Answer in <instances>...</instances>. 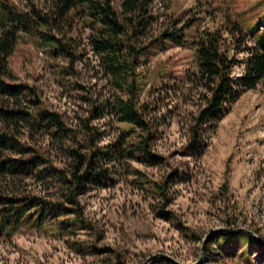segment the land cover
<instances>
[{
  "label": "rangeland",
  "instance_id": "obj_1",
  "mask_svg": "<svg viewBox=\"0 0 264 264\" xmlns=\"http://www.w3.org/2000/svg\"><path fill=\"white\" fill-rule=\"evenodd\" d=\"M120 1L114 0L119 10ZM6 2L25 6L29 0ZM150 9L158 24L149 40L155 45L142 58L139 100L149 109L156 131L152 150L162 164L117 165L108 187L78 199L85 225L72 222L62 229L61 222L72 218L65 210L39 223L34 213L15 233L0 236V264H264V82L233 105L202 157L186 156L190 128L202 106V91L186 84L195 70V50L159 37L170 26L196 18L185 32L190 43L203 30L230 22L257 35L264 31V0H152ZM88 34L79 24L70 35L76 40L73 62L35 35H24L10 60L17 82L34 87L43 107L62 115L77 132L83 154L88 152L86 122L103 134L99 146L127 128L114 117H94V107L115 94ZM243 69L235 70L237 78ZM21 140L50 151L42 136ZM50 156L60 168L70 164L56 148ZM6 179L0 178V194L49 204L65 199L49 180ZM165 185L166 196L159 189ZM226 234L231 236L223 239Z\"/></svg>",
  "mask_w": 264,
  "mask_h": 264
},
{
  "label": "trees",
  "instance_id": "obj_2",
  "mask_svg": "<svg viewBox=\"0 0 264 264\" xmlns=\"http://www.w3.org/2000/svg\"><path fill=\"white\" fill-rule=\"evenodd\" d=\"M151 4L152 0H121L119 10L114 0H29L25 6L0 0V178L49 180L65 192L64 201L55 204L1 192L0 236L15 233L23 221L33 219L34 213H39L35 220L39 223L48 214L59 218L65 210L72 218L61 222L62 229L67 230L72 222L85 225L78 199L91 189L108 187L117 165L133 161L150 166L162 164L163 159L152 150L156 131L147 116L149 109L139 100L142 58L155 45L149 40L158 24ZM198 21L193 19L181 27L172 25L159 35L163 41L195 50V70L186 77V84L202 91V106L190 128L185 149L189 157H202L208 138L233 105L264 82V31L251 36L253 31L230 22L213 31L203 30L190 43L185 32ZM79 24L89 31L91 51L99 58L115 94L101 108L94 107V117H114L127 127L115 141L99 146L103 134L86 122L85 154L80 151L77 132L69 128L62 115L43 107L34 87L17 82L10 67L24 35L37 36L56 54L73 62L77 58L76 40L70 35ZM242 55L246 57L242 59ZM240 67H244L243 74L237 78L235 70ZM23 135L32 141L38 136L48 139L49 153L23 143ZM55 148L66 153L70 161L66 168L52 160L50 153ZM165 187L159 189L166 196ZM34 209L39 212L30 214ZM243 237L253 242L250 235Z\"/></svg>",
  "mask_w": 264,
  "mask_h": 264
},
{
  "label": "water",
  "instance_id": "obj_3",
  "mask_svg": "<svg viewBox=\"0 0 264 264\" xmlns=\"http://www.w3.org/2000/svg\"><path fill=\"white\" fill-rule=\"evenodd\" d=\"M229 233H232V231H230Z\"/></svg>",
  "mask_w": 264,
  "mask_h": 264
}]
</instances>
